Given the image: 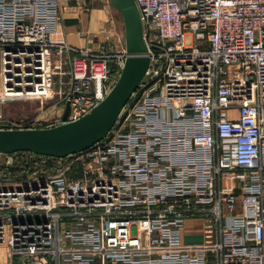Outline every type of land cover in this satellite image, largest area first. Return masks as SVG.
<instances>
[{"label":"built area","instance_id":"built-area-1","mask_svg":"<svg viewBox=\"0 0 264 264\" xmlns=\"http://www.w3.org/2000/svg\"><path fill=\"white\" fill-rule=\"evenodd\" d=\"M135 2L148 79L88 148L0 153V246L20 264H264V0ZM126 55L68 44L61 0H0V103L60 108L29 127L91 111Z\"/></svg>","mask_w":264,"mask_h":264},{"label":"water","instance_id":"water-1","mask_svg":"<svg viewBox=\"0 0 264 264\" xmlns=\"http://www.w3.org/2000/svg\"><path fill=\"white\" fill-rule=\"evenodd\" d=\"M120 16L126 57L120 73L105 97L85 115L50 127L0 128V153L30 151L64 157L101 140L117 119L122 107L140 82L148 79V47L135 0H107ZM37 264V263H28Z\"/></svg>","mask_w":264,"mask_h":264},{"label":"crops","instance_id":"crops-1","mask_svg":"<svg viewBox=\"0 0 264 264\" xmlns=\"http://www.w3.org/2000/svg\"><path fill=\"white\" fill-rule=\"evenodd\" d=\"M61 3L63 30L68 44L87 50L116 51L124 47L119 31L122 23L120 16L109 6L108 1L61 0ZM7 104L8 102L0 105V116L9 108ZM194 225L198 226V232H192ZM206 226L199 221H190L184 228V239L187 242L202 241L208 229ZM7 255L9 256L8 253ZM8 258L5 263L12 264V257Z\"/></svg>","mask_w":264,"mask_h":264},{"label":"rangeland","instance_id":"rangeland-1","mask_svg":"<svg viewBox=\"0 0 264 264\" xmlns=\"http://www.w3.org/2000/svg\"><path fill=\"white\" fill-rule=\"evenodd\" d=\"M103 1L107 2V0ZM119 31L121 42L124 44L122 23H120ZM185 42L189 44L191 42V38L186 36ZM1 104L3 103H0V105ZM7 106L9 108L5 109L4 115L0 116V128L43 126L48 123V121L55 120L56 115L60 111L59 104L55 100H49L44 103H40L37 99L13 100L8 101ZM198 229V226L194 225L192 232H196ZM2 247H0V261L3 262L0 264H6L5 262L9 259V256L7 255L6 247ZM1 250L5 251L1 252ZM21 262L22 258L20 257H15L13 260L14 264H20Z\"/></svg>","mask_w":264,"mask_h":264},{"label":"trees","instance_id":"trees-1","mask_svg":"<svg viewBox=\"0 0 264 264\" xmlns=\"http://www.w3.org/2000/svg\"><path fill=\"white\" fill-rule=\"evenodd\" d=\"M18 152V151H17ZM14 168H18V166H14Z\"/></svg>","mask_w":264,"mask_h":264}]
</instances>
